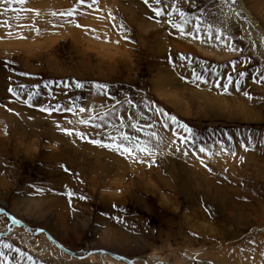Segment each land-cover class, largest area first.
Wrapping results in <instances>:
<instances>
[{
  "label": "rangeland",
  "instance_id": "1",
  "mask_svg": "<svg viewBox=\"0 0 264 264\" xmlns=\"http://www.w3.org/2000/svg\"><path fill=\"white\" fill-rule=\"evenodd\" d=\"M235 2L255 34L230 0H2L0 208L78 253L264 264V0ZM8 229L0 264L108 263Z\"/></svg>",
  "mask_w": 264,
  "mask_h": 264
},
{
  "label": "water",
  "instance_id": "2",
  "mask_svg": "<svg viewBox=\"0 0 264 264\" xmlns=\"http://www.w3.org/2000/svg\"><path fill=\"white\" fill-rule=\"evenodd\" d=\"M0 213L1 214H5L8 219H9V230L6 234H9L12 231V227H18V228H24L27 230V232L33 236L36 235H40V234H44L47 239L53 244L55 245L60 251H63L65 253H67L68 255H70L71 257H75V258H79V259H86L88 257H90L91 255H95V254H107L110 255L111 257H113L114 259L118 260V261H123L129 264H136L135 260H131L123 255H117L114 254L106 249H91V250H87L84 251L83 253H78V252H74L71 251L69 249H67L63 244H61L49 231L45 230V229H34L32 228L30 225H28L27 223L23 222V221H17V219L9 214L6 210L0 208ZM13 218L17 221L16 223H13ZM12 226V227H11ZM0 235H4V233H0ZM80 254V255H78Z\"/></svg>",
  "mask_w": 264,
  "mask_h": 264
},
{
  "label": "bare ground",
  "instance_id": "3",
  "mask_svg": "<svg viewBox=\"0 0 264 264\" xmlns=\"http://www.w3.org/2000/svg\"><path fill=\"white\" fill-rule=\"evenodd\" d=\"M235 7H236V10L238 12V14H243L244 16H248L249 18L247 20H243L244 21V25L245 27L248 29L247 30V35L250 36L252 34H255L256 33V28L255 26L253 25L252 23V20H251V17L248 15V12L246 10L243 9V6L242 5H239L237 4L236 2L235 3H232ZM260 52H261V55L264 56V42L262 43L261 42V46H260ZM10 214V213H9ZM1 215V213H0ZM12 215V214H11ZM16 218V217H15ZM17 219V218H16ZM17 221H20L19 219H17ZM10 227V225H9ZM12 227V226H11ZM14 229H23V228H18V227H15L13 226L12 227V231ZM9 230V229H8ZM26 230V229H25ZM27 231V230H26ZM28 233V232H27ZM29 234V233H28ZM31 235V234H30ZM33 236V235H32ZM47 238V237H46ZM49 241V240H48ZM51 243V242H50ZM52 244V243H51ZM109 251V250H108ZM112 252V251H110ZM114 254H117L118 253H115V252H112ZM80 255V254H78ZM95 255H99V256H103V258L107 259L108 260V263L107 264H129V263H126V262H123V261H118L116 259H114L113 257H111L110 255H107V254H95ZM93 256V255H91ZM75 258V257H73ZM89 258V257H88ZM75 259H79V258H75ZM87 259V258H86ZM81 260V259H79ZM132 260V259H131ZM143 260V259H142ZM150 261V260H148ZM136 262V261H135ZM147 263V262H146ZM145 261H137L136 264H146ZM155 264H169V263H163V262H157Z\"/></svg>",
  "mask_w": 264,
  "mask_h": 264
},
{
  "label": "snow or ice",
  "instance_id": "4",
  "mask_svg": "<svg viewBox=\"0 0 264 264\" xmlns=\"http://www.w3.org/2000/svg\"><path fill=\"white\" fill-rule=\"evenodd\" d=\"M0 2H2V0H0ZM17 2L23 4V3H25V0H17ZM83 2H84V0H81V3H83ZM144 2L147 4V3L149 2V0H144ZM226 2H229V0H226ZM230 2H231V3H235V0H230ZM156 3H157V4H160V3H161V0H156ZM153 11L155 12V14H156L157 16H160V15H163V14H164L163 9H161V8H154ZM67 14H68V15H71L72 13H67ZM237 14H238V13H237ZM180 15L183 16L184 13L181 12ZM174 26H175V25H174ZM208 28H209V30H211L212 25H209ZM197 30H199V29H197ZM217 34H218V35H223V33H217ZM197 79H199V77H197ZM231 82H232V78L229 77V83H231ZM77 86H78V87H82V85H80V84H77ZM96 87H98V88H103L104 86H103V85H96ZM14 94H15V93H14ZM81 111H83V109H81ZM172 119H174V118H172ZM189 131H190V130H189ZM68 134L71 135L72 133H71V132H68ZM152 135H155V134L153 133ZM124 138H125L126 140H129V139H130L128 136H125ZM92 142L98 144V145L101 146V147H109V145L103 144V143H101L100 141H92ZM116 150H118V151H122V153H129V154H130V153H132L134 150L147 151V148L140 147V146L138 145L136 149H133V148H129L127 145H120V144H118V145L116 146ZM200 151H204V149H200ZM12 222H13V223H16L17 221L13 218V221H12ZM5 247L11 248V245H5Z\"/></svg>",
  "mask_w": 264,
  "mask_h": 264
}]
</instances>
